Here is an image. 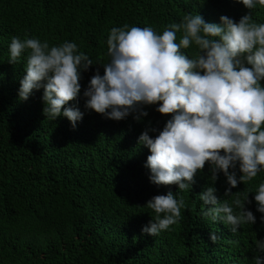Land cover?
<instances>
[{"label":"trees","instance_id":"1","mask_svg":"<svg viewBox=\"0 0 264 264\" xmlns=\"http://www.w3.org/2000/svg\"><path fill=\"white\" fill-rule=\"evenodd\" d=\"M189 13L216 24L221 16L238 22L246 14L264 23V8L249 10L235 0H0V264H254L256 240L264 239L254 194L264 172L227 197L225 176L219 173L213 184L207 162L190 190L157 186L144 167L150 152L138 137L149 126L162 130L171 114L145 106L148 116L139 122L131 114L114 121L84 107L90 78L103 75L110 61L112 27L150 26L162 34ZM12 37L50 46L75 42L92 60L80 96L68 105L83 113L75 128L63 116L44 115L43 89L19 99L27 52L8 63ZM182 51L192 58L196 46ZM209 186L220 201L240 199L256 223L232 234L228 225L212 222L198 196ZM169 191L185 201L177 223L157 236L142 233L154 218L147 201Z\"/></svg>","mask_w":264,"mask_h":264},{"label":"clouds","instance_id":"2","mask_svg":"<svg viewBox=\"0 0 264 264\" xmlns=\"http://www.w3.org/2000/svg\"><path fill=\"white\" fill-rule=\"evenodd\" d=\"M235 2L249 10L264 8V0ZM192 44L196 53L189 58L182 49ZM26 52L19 99L26 101L34 90L43 89L44 115L52 120L63 116L75 128L83 113L68 105L80 96L82 73L92 60L78 51L75 42L50 46L46 40L12 37L8 63H17ZM107 52L110 61L103 66V75L96 71L83 91L86 110L114 121L131 114L139 122L148 116L145 106L171 114L162 130L149 126L138 137V144L150 152L144 167L151 183L190 190L207 162L213 184L219 173L225 176L227 197L239 183L264 172V23L246 14L238 22L221 16L216 24L189 13L162 34L150 26L125 24L111 28ZM215 192L209 186L198 195L206 207L203 214L212 222H223L232 234L242 225L256 223L240 199L229 204L218 200ZM254 201L264 223V181L257 186ZM145 206L154 218L142 233L153 237L177 223L185 201L169 191L153 196ZM217 239L215 232L210 233L212 242ZM256 248L260 254L254 264H264V239L256 240Z\"/></svg>","mask_w":264,"mask_h":264}]
</instances>
